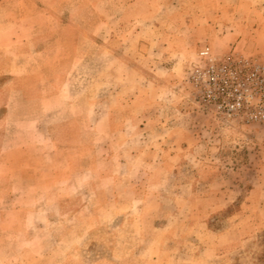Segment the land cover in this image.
Wrapping results in <instances>:
<instances>
[{"label": "rangeland", "instance_id": "374dc122", "mask_svg": "<svg viewBox=\"0 0 264 264\" xmlns=\"http://www.w3.org/2000/svg\"><path fill=\"white\" fill-rule=\"evenodd\" d=\"M119 1L79 17L124 41L113 48L126 60L101 62L37 55L88 46L0 0V212L14 215L0 264H264V123L223 118L189 79L204 46L264 57V28L247 42V14L223 24L228 8L264 0H216L214 12V0ZM117 85L136 106L114 105Z\"/></svg>", "mask_w": 264, "mask_h": 264}, {"label": "crops", "instance_id": "0c3cea01", "mask_svg": "<svg viewBox=\"0 0 264 264\" xmlns=\"http://www.w3.org/2000/svg\"><path fill=\"white\" fill-rule=\"evenodd\" d=\"M198 1V0H197ZM112 2H120L119 0H20V6L19 10L23 14L22 15V21L32 22L35 24H32V27H35L38 30L43 31V34H51L49 33L52 30H66V29H73L74 32L71 34L73 36V39L70 41H64V45L69 43L70 46H74V48H78L80 45H82L83 42L86 43L88 46V52L84 54H80V56H70L67 55L62 50H58L57 52H53L48 44H45L43 49H38V54L41 56H45L46 58H50L53 61H62V60H78V61H90V60H100L103 61H109L110 59H114L117 62H123L126 60L124 53L120 52L121 50H114L113 45H121L123 41L122 37H114L110 38V36L106 37L103 33H96L94 31H88V22H84V20L79 19L81 15H85L87 13H94V11L99 10V6H102L100 8V13H108L110 11V3ZM130 5H136L137 0H130ZM57 3H65L64 8L61 10H56L54 5ZM215 3H219V1H212L213 12L217 9L215 6ZM113 4V3H112ZM148 4V2H147ZM152 5L155 7L158 6L156 2H151ZM202 4V3H201ZM205 4H203L204 6ZM104 6V8H103ZM4 8V5H0V9ZM216 8V9H215ZM231 9V11L229 10ZM230 11L233 15L231 17L232 19L223 23L228 28H236V27H242L244 20L248 18V22H245V25L247 28H252V32L249 33L247 38V42L250 41L252 38L255 37V33H257L258 29L264 28V17L262 14H260L264 9L262 6H254L251 3L245 2V3H238L233 7H230L227 9ZM179 11L182 13H185L188 11V8L185 9V7L182 6V2L180 1L179 5ZM247 14L244 20L239 19L237 15L241 14ZM100 19V25H106L108 19L105 15H102L98 17ZM252 21V24H250ZM214 23V22H211ZM256 24V25H255ZM87 29L86 32H83L81 30ZM63 36L64 34L61 33ZM232 38L235 40L238 37L232 34ZM245 39V38H241ZM240 40V41H241ZM122 41V42H121ZM136 44H139L137 41ZM52 51V52H51ZM98 51V52H97ZM54 53V56H49ZM73 54V53H72ZM107 70L101 71V77L108 76ZM60 76V75H59ZM58 76V78H59ZM61 77V76H60ZM25 80L24 78H22ZM57 79V78H56ZM24 83V82H23ZM120 85L116 86V104H114L117 108H124L125 105H131L136 106L139 102V94L134 92L132 94V98L128 101L125 100L124 92L119 90ZM60 87L58 88V90ZM23 92H26L27 90L22 88ZM103 88H101V93L104 92ZM107 93H104L108 95L109 88L108 84L106 86ZM92 97H88L86 99H91ZM101 106L103 104L109 105V99L108 97H101V99L98 101ZM114 106V107H115ZM103 107V106H102ZM139 116V115H138ZM137 116H135L136 118ZM134 118V117H133ZM57 153L59 156H67L66 152H60ZM9 200V198H8ZM18 215H20L22 212H17ZM60 213H51L46 217L48 220L55 219L57 217H60ZM21 217H25L23 215H20ZM14 217V215L10 211H4L0 212V243L2 241V238H4L5 233L11 232L12 225L10 224L11 218ZM4 236V237H3ZM0 252L7 253L8 250L6 248H2L0 244Z\"/></svg>", "mask_w": 264, "mask_h": 264}, {"label": "built area", "instance_id": "2783aa9c", "mask_svg": "<svg viewBox=\"0 0 264 264\" xmlns=\"http://www.w3.org/2000/svg\"><path fill=\"white\" fill-rule=\"evenodd\" d=\"M189 74L200 100L225 119L264 123V57L234 51L214 56L209 46Z\"/></svg>", "mask_w": 264, "mask_h": 264}]
</instances>
